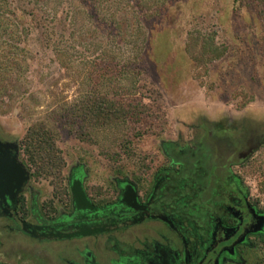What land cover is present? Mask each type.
<instances>
[{
    "label": "rangeland",
    "instance_id": "1",
    "mask_svg": "<svg viewBox=\"0 0 264 264\" xmlns=\"http://www.w3.org/2000/svg\"><path fill=\"white\" fill-rule=\"evenodd\" d=\"M153 3L160 6L158 1L149 0L147 6ZM156 13L152 17L140 13L147 38L142 54L135 36L124 42H99L93 35L88 41L91 60L88 65L82 64L77 58L85 50V43L77 38L69 77H63L50 52L33 43L32 49L38 55L27 80L36 99L20 104L17 97L14 103L7 99L0 104V133L21 145L34 123L56 125V142L66 165L59 186L51 178L34 176L45 206L58 199L67 202V192L59 188L62 184L68 190L70 170L76 165L84 166L90 187L99 190H105L108 183L112 185L121 172H137L142 177L151 174L165 162L160 143L176 140L179 134L185 140L192 138L191 128L203 116L211 120H219L224 114L245 116L255 131L264 134V0H167ZM109 68L125 88L136 85L134 96L152 107L158 124L156 134L135 141L130 157L121 153L111 158L110 153L118 150L124 136L136 132L133 127L99 129L90 141L82 140L77 130L61 124V117L58 121V113L53 111L64 104L72 108L82 103L90 91V73ZM21 158L26 161L22 154ZM240 170L254 197L264 201V145L249 166ZM34 172L32 169V175ZM5 235L0 237L5 239ZM25 245L29 253L0 255V260L17 264L20 255L21 261L31 264L41 247L32 242ZM29 245L37 246L32 249ZM65 245L70 246L68 242ZM47 254L43 264H49L51 255Z\"/></svg>",
    "mask_w": 264,
    "mask_h": 264
},
{
    "label": "flooded vegetation",
    "instance_id": "2",
    "mask_svg": "<svg viewBox=\"0 0 264 264\" xmlns=\"http://www.w3.org/2000/svg\"><path fill=\"white\" fill-rule=\"evenodd\" d=\"M191 130L192 138L179 134L160 143L165 162L151 174L121 172L105 190L91 188L87 170L76 165L67 202L46 206L20 143L0 133V142L16 146L11 151L30 174L15 201L0 200V236L6 234L0 255L25 253V242H32L41 248L31 264H43L47 253L49 264H264V201L254 197L240 170L264 145V134L247 117L231 114L203 116ZM77 180L93 210L76 209L71 183ZM127 186L136 201L122 203ZM78 229L94 233L44 237ZM21 260L19 255L17 264H25Z\"/></svg>",
    "mask_w": 264,
    "mask_h": 264
},
{
    "label": "trees",
    "instance_id": "3",
    "mask_svg": "<svg viewBox=\"0 0 264 264\" xmlns=\"http://www.w3.org/2000/svg\"><path fill=\"white\" fill-rule=\"evenodd\" d=\"M147 1L0 0L1 106L7 99L9 103L16 102L17 97L21 99L20 104L25 100L35 101L36 93L31 90V82L27 80V74L38 55L32 49L35 41L42 49L50 52L52 61L61 67L63 77H69L70 66L75 63L77 38L85 43V50L77 58L82 64L88 65L91 60L88 53L91 44L88 41L93 35L98 36L99 42H124L135 36L140 40L139 53L142 54L147 38L140 13L152 17L159 14L156 13L159 7L167 4V0H149L160 3L159 7L155 3L150 7ZM101 47L100 43L98 49ZM95 73H90V91L82 103L72 108L64 104L53 111L58 113V121L61 117V124L72 126L81 139L87 138L89 141L99 129L133 127L132 131L136 129V132L124 136L118 144V150L110 153L111 158L121 153L130 157L136 140L154 135L158 130L152 107L142 98L134 96L137 88L135 84L131 86L133 88H125L110 68L98 69ZM52 83L49 87L53 86ZM58 135L56 125L36 122L21 144V154L29 169L35 170L32 176L51 178L57 186L66 165L62 151L57 146ZM60 185L59 189L67 192V188Z\"/></svg>",
    "mask_w": 264,
    "mask_h": 264
},
{
    "label": "water",
    "instance_id": "4",
    "mask_svg": "<svg viewBox=\"0 0 264 264\" xmlns=\"http://www.w3.org/2000/svg\"><path fill=\"white\" fill-rule=\"evenodd\" d=\"M12 148H16V146L0 142V200L3 202L8 200L15 201L17 196L21 193L22 186L30 178L29 172L17 162V156L11 151ZM72 180L73 179H71V181ZM71 191L77 210H93V205L88 200L80 180L71 183ZM128 197L136 201L132 186H127L126 193L123 194L122 203H126ZM127 205L132 207L130 203H127ZM24 229L26 230V227ZM93 233L94 232L90 230L81 231L78 229L72 234L63 235L52 233L44 237H49L50 239L75 238L91 236Z\"/></svg>",
    "mask_w": 264,
    "mask_h": 264
},
{
    "label": "crops",
    "instance_id": "5",
    "mask_svg": "<svg viewBox=\"0 0 264 264\" xmlns=\"http://www.w3.org/2000/svg\"><path fill=\"white\" fill-rule=\"evenodd\" d=\"M34 244H36V243H34ZM32 251H30V253H31ZM29 253V252H28Z\"/></svg>",
    "mask_w": 264,
    "mask_h": 264
}]
</instances>
